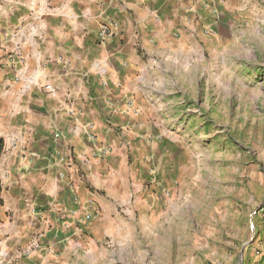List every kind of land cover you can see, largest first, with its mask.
Listing matches in <instances>:
<instances>
[{
	"label": "crops",
	"instance_id": "obj_1",
	"mask_svg": "<svg viewBox=\"0 0 264 264\" xmlns=\"http://www.w3.org/2000/svg\"><path fill=\"white\" fill-rule=\"evenodd\" d=\"M237 1L0 0V264H75L87 213L92 237L122 232L141 181L165 178L156 132L204 28Z\"/></svg>",
	"mask_w": 264,
	"mask_h": 264
},
{
	"label": "rangeland",
	"instance_id": "obj_2",
	"mask_svg": "<svg viewBox=\"0 0 264 264\" xmlns=\"http://www.w3.org/2000/svg\"><path fill=\"white\" fill-rule=\"evenodd\" d=\"M237 2L209 18L180 112L156 132L165 178L141 181L119 234L85 228L75 264H264V0Z\"/></svg>",
	"mask_w": 264,
	"mask_h": 264
},
{
	"label": "built area",
	"instance_id": "obj_3",
	"mask_svg": "<svg viewBox=\"0 0 264 264\" xmlns=\"http://www.w3.org/2000/svg\"><path fill=\"white\" fill-rule=\"evenodd\" d=\"M110 17H107L106 20L103 21L99 28L98 33V40L99 42H104L105 40L114 37L118 32V25L116 22H114L112 19H109ZM92 213H87L84 217L80 225L78 226L79 232L83 233L85 230L86 225L92 218Z\"/></svg>",
	"mask_w": 264,
	"mask_h": 264
}]
</instances>
